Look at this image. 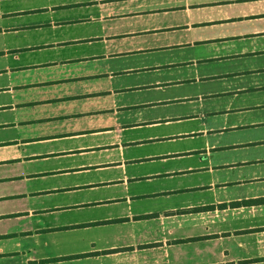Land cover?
<instances>
[{
    "label": "rangeland",
    "instance_id": "374dc122",
    "mask_svg": "<svg viewBox=\"0 0 264 264\" xmlns=\"http://www.w3.org/2000/svg\"><path fill=\"white\" fill-rule=\"evenodd\" d=\"M86 1L89 0H0V51L9 50L0 55V71L6 68L7 72L0 74V86L9 80V72L15 73L19 68H26V77L30 78L38 66L70 60L63 63L64 67L67 65L63 71L75 69L82 73L77 76L82 79L61 82L60 91L63 96L83 95L70 96L68 102L59 105V111L67 117L66 122H79L85 128L83 132L96 134L21 150L27 153L39 149L43 154L48 150L45 159L2 163L0 197L6 199H0V212L98 195L117 197L122 193V180L132 192L157 191L176 184L180 187L203 182L210 175L233 179L238 171L246 176L251 170H264V146L244 144L264 138L263 126L222 130L215 138L207 136L206 142L215 149L209 156L198 158L210 151L209 145L204 147L203 138L212 131H195L199 121L185 120L193 117L186 115L196 114L205 128L227 125L225 118L206 113L218 108L221 99L203 95L248 88L257 80L264 82V73L249 72L263 65L262 57L231 56L227 49L213 52L194 45L127 54L120 50V55H113L112 44L103 38L99 25L89 19L95 10ZM163 1L171 5L177 0L97 1L101 15L114 22L111 33L116 23L118 28L145 29L121 34L115 31L107 37L140 44L145 41L141 35H145L156 43H171L176 27H160V20L175 19L180 11H169L167 7L160 13L143 12L144 6ZM128 5H132L131 11L121 13V8ZM5 28H14L17 33ZM51 81L42 94L56 100L53 97L58 94L59 79ZM7 100L6 95L0 94V103ZM10 119L11 114L0 109V142L15 135L3 127ZM189 130L194 132L188 133ZM117 132L123 148L109 144L114 139L111 135ZM90 144L98 145L94 152L51 155L62 148L82 145L83 149ZM253 159L258 161L251 162ZM110 161L123 165L113 166L116 162ZM202 166L214 170L211 174L206 169L189 171ZM51 171L54 174L24 178L26 174ZM166 173L174 174V178H167L170 174ZM51 188L65 191H58L56 196L25 197Z\"/></svg>",
    "mask_w": 264,
    "mask_h": 264
},
{
    "label": "crops",
    "instance_id": "0c3cea01",
    "mask_svg": "<svg viewBox=\"0 0 264 264\" xmlns=\"http://www.w3.org/2000/svg\"><path fill=\"white\" fill-rule=\"evenodd\" d=\"M97 1L85 2L95 10L89 19L99 25L103 38L112 44L113 55H120L117 53L120 50L124 51L121 54H127L194 45L210 48L213 52L227 49L231 56H256L264 60V0H177L171 5L164 1L146 5L144 13H160L167 7L169 11L177 8L180 12L175 19L164 17L160 20V27H176L171 43H156L151 37L141 35L145 41L140 44L109 39L107 36L115 31L121 34L145 29L118 28L116 23V29L111 33L114 22L101 15ZM131 6L121 8V13L131 11ZM12 31L17 33L14 28ZM8 52L2 50L0 55ZM64 62L70 60L38 66L36 74L30 78L26 77V68H19L15 73L9 72V80L0 86V94L8 98L0 103V109L11 114V119L3 123V127L15 133L0 142V165L14 161L29 163L36 158L45 159L50 153L48 150L40 153L39 149L22 153L24 147L96 135L83 132L85 128L79 122H66L67 117L64 118V113L59 111V105L68 102L70 96L83 95H62L61 82L82 79L77 77L82 73L75 69L63 71L67 67ZM249 72L264 73V63ZM6 73V68L0 71L1 75ZM53 79H59L56 83L58 94L53 97L56 100L42 94ZM28 84L34 85L28 87ZM203 96L221 99L218 108L206 113L209 116L218 114L225 118L227 125L205 128L196 114L186 115L193 117L185 120L199 121L195 131H212L204 138L200 134L204 147L209 145L210 151L198 158L209 156L215 149L213 144L206 142L207 136L215 138L222 130L264 127V82L261 80L248 88ZM118 134L111 135L114 139L109 144L123 148L118 143ZM254 143L264 146V138L244 144ZM82 147L62 148L61 152L51 155L94 152L98 145ZM256 161L258 159L251 160ZM110 162H116L113 166L123 165L118 161ZM200 169H206L210 174L214 170L202 166L189 171ZM37 174L45 176L54 172L30 173L24 178L29 180ZM166 174L167 178H174V174ZM121 182L122 193L117 197L98 195L92 199L1 211L0 222L4 224L0 225V264H264V202L242 203L264 197V170H251L246 176L238 171L233 179L210 175L203 182L180 187L176 184L157 191L132 192L125 180ZM60 190L65 191L51 188L25 197L56 196Z\"/></svg>",
    "mask_w": 264,
    "mask_h": 264
},
{
    "label": "trees",
    "instance_id": "16d2710c",
    "mask_svg": "<svg viewBox=\"0 0 264 264\" xmlns=\"http://www.w3.org/2000/svg\"><path fill=\"white\" fill-rule=\"evenodd\" d=\"M246 203V204H259V203H263L264 202V197L263 198H257V199H248V200H244L242 203Z\"/></svg>",
    "mask_w": 264,
    "mask_h": 264
}]
</instances>
